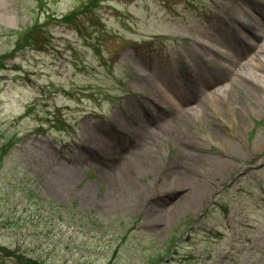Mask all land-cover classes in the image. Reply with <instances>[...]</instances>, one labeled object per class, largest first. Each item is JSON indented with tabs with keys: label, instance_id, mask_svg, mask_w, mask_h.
Instances as JSON below:
<instances>
[{
	"label": "rangeland",
	"instance_id": "374dc122",
	"mask_svg": "<svg viewBox=\"0 0 264 264\" xmlns=\"http://www.w3.org/2000/svg\"><path fill=\"white\" fill-rule=\"evenodd\" d=\"M263 7L0 0V209L31 220L46 258L264 264Z\"/></svg>",
	"mask_w": 264,
	"mask_h": 264
},
{
	"label": "trees",
	"instance_id": "16d2710c",
	"mask_svg": "<svg viewBox=\"0 0 264 264\" xmlns=\"http://www.w3.org/2000/svg\"><path fill=\"white\" fill-rule=\"evenodd\" d=\"M12 146L13 142H10L9 138L0 141V158L2 160L4 159V154L9 152ZM16 172L17 168L15 167L11 176L16 177ZM2 179L7 181L6 178ZM15 180V178H12L9 180V183L17 185L22 184L21 180ZM32 186H30L31 190L29 192L35 198L34 204L45 208L50 217L56 220L54 216L58 214L57 212L60 210L61 206L57 205L50 199L41 197ZM10 189L12 188L10 187ZM0 212V227L3 228V230L0 231V264H58V262H51L52 259L45 257L47 254L42 243L36 244V240H44L46 236L33 234V232L29 230L27 224H29L31 220H29L28 217H20L15 221V217L10 213L3 212L2 209H0ZM70 215H73V212H70ZM32 221H34V218ZM24 226L25 228H23ZM12 230L14 233H12ZM3 237L10 238V241L8 243L2 242L1 239ZM27 240H30V242L28 243ZM164 253H166V251L161 250L156 253V256L154 254L153 259L150 260V264H156L164 259L166 257Z\"/></svg>",
	"mask_w": 264,
	"mask_h": 264
},
{
	"label": "bare ground",
	"instance_id": "6f19581e",
	"mask_svg": "<svg viewBox=\"0 0 264 264\" xmlns=\"http://www.w3.org/2000/svg\"><path fill=\"white\" fill-rule=\"evenodd\" d=\"M262 3H263V5H264V0H262ZM263 12H264V7H263V10H262ZM233 18H234V16H233ZM264 28V27H263ZM215 41V43H217L218 45H223L224 43L222 42V41H220L219 39H215L214 40ZM200 45L202 46V44L200 43ZM257 45V50H256V52H255V54H254V58H256V57H261V58H264V44H256ZM203 48H205V46H202V49ZM206 50V49H205ZM210 51L211 52H214V51H216L214 48H211L210 49ZM258 51V52H257ZM206 52H208V51H206ZM209 53V52H208ZM210 54V53H209ZM257 54V55H256ZM256 55V56H255ZM236 61V54H234L233 53V55L231 54V56L229 57H227V64H229L230 62L232 63V62H235ZM261 63H264V59H263V61H261V62H259L258 64H261ZM254 64V66L257 64V63H253ZM230 65V64H229ZM235 72L237 73V78H239V77H241V76H243V77H245V78H249L250 76L248 75V74H246V75H244L243 74V68L242 67H239V68H236L235 69ZM169 74V72L168 73H165L164 75L162 74V72H161V70L160 71H158L157 72V75L159 76V77H162V78H170V77H168L167 75ZM243 77H241V78H243ZM144 78H146L147 79V81H149V82H151L152 84H153V86L154 87H156V85H157V83L156 82H154V79L153 78H150L149 76L148 77H144ZM250 78H252V77H250ZM261 79H263L264 80V77H261ZM196 79H194V81H195ZM229 86V84H226L225 86H222L221 88H219L218 90H214L212 93H211V96H215V95H223V93L226 91V89H227V87ZM221 98L223 97V96H220ZM213 105H215V103H213ZM134 112H136L135 113V115H136V119L140 122V121H142V119H141V115L135 110ZM166 124V123H165ZM167 126H169L170 128H168L169 130H171V131H176V129H175V126L173 127L172 126V128H171V125H167ZM177 163L179 164L180 163V160H177ZM134 170H137V169H134Z\"/></svg>",
	"mask_w": 264,
	"mask_h": 264
}]
</instances>
